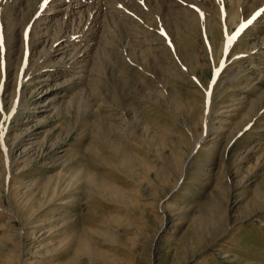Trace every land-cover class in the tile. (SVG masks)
Wrapping results in <instances>:
<instances>
[{"label":"rangeland","instance_id":"1","mask_svg":"<svg viewBox=\"0 0 264 264\" xmlns=\"http://www.w3.org/2000/svg\"><path fill=\"white\" fill-rule=\"evenodd\" d=\"M244 1L92 0L110 9L74 74L43 58L62 13L32 52L44 0L0 5V264H264V15L240 33Z\"/></svg>","mask_w":264,"mask_h":264},{"label":"bare ground","instance_id":"2","mask_svg":"<svg viewBox=\"0 0 264 264\" xmlns=\"http://www.w3.org/2000/svg\"><path fill=\"white\" fill-rule=\"evenodd\" d=\"M21 1L22 0H4V1L1 0L0 5L3 6L5 12H9V11H14L17 7H19ZM164 2L165 4H170L173 3V0H164ZM178 2L179 1H176V3ZM103 4L104 3H102L101 5L97 4L93 6L92 0H44L42 5L36 11V13H34V18H33L34 20L32 19L34 25H32L33 27L31 28V30L33 33V37L34 38L36 37V40L31 44V48H32L31 51L33 52V49H35L36 46L38 45L44 43L49 44L50 42L47 40L48 38L50 40V37L47 35L46 37L48 38H46L43 42L38 36H36L38 30L41 29V27H45L48 21L51 20V16L49 13L50 12H54L55 14L62 13L64 17L67 18V20L64 21L65 34L64 33L60 34L54 41L51 42L43 58L50 59L53 58L56 53L61 54V62H64L65 69L68 70L67 71L68 73L70 72L71 74H74L75 69L77 71L79 69V64L81 59L86 55V53L89 52V49L91 47L90 43H92L94 36L97 35V32L99 30V18L101 14L103 13L104 10H106L109 7V6L106 7L105 6L106 4L104 5ZM182 4L184 3L182 2ZM250 5L252 11L254 10V14L249 18L248 21L243 23L240 33L247 30L251 26L255 25L257 22H259L258 20L261 18V16L264 15V0H253L252 3H250ZM246 7L249 8L248 3L245 0L243 2V8ZM108 9H110V7ZM47 10L50 11L47 12ZM86 11H88V15L85 16L84 13ZM77 15H79L78 18H76ZM70 19L71 22H73L71 24L72 25L75 24L76 27L74 28V33L71 36H68L66 28L70 27L69 26L70 24L68 25ZM40 61L37 62L35 66L33 65L34 68L32 73H29L30 75L28 81H30L32 75L34 74L39 75L41 73L39 71L42 69V66H39V64L41 63ZM40 82L42 83V81ZM205 138L206 136L203 137V140H201L200 145L203 143ZM196 151L197 149H195L192 154H194ZM8 164L10 166L9 162ZM11 168H9L8 175H6L3 189L5 187L6 189H8V185L10 182L9 178L11 177ZM12 216L14 217V219L16 218L17 220H19L15 212L12 213ZM20 223L22 222L20 221ZM20 231L21 234H23V232L25 233V226H21Z\"/></svg>","mask_w":264,"mask_h":264}]
</instances>
